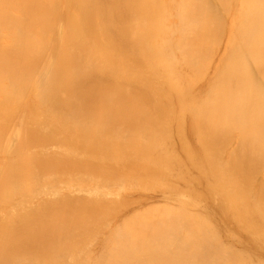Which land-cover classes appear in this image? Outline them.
I'll use <instances>...</instances> for the list:
<instances>
[{
  "label": "bare ground",
  "instance_id": "obj_1",
  "mask_svg": "<svg viewBox=\"0 0 264 264\" xmlns=\"http://www.w3.org/2000/svg\"><path fill=\"white\" fill-rule=\"evenodd\" d=\"M0 264H264V0H0Z\"/></svg>",
  "mask_w": 264,
  "mask_h": 264
}]
</instances>
